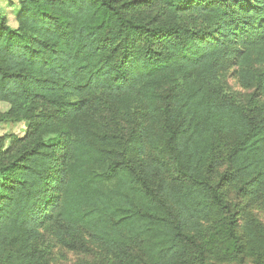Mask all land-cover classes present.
<instances>
[{"label": "trees", "instance_id": "obj_1", "mask_svg": "<svg viewBox=\"0 0 264 264\" xmlns=\"http://www.w3.org/2000/svg\"><path fill=\"white\" fill-rule=\"evenodd\" d=\"M0 15V264H264V0H21ZM233 73L248 94L227 81Z\"/></svg>", "mask_w": 264, "mask_h": 264}, {"label": "rangeland", "instance_id": "obj_2", "mask_svg": "<svg viewBox=\"0 0 264 264\" xmlns=\"http://www.w3.org/2000/svg\"><path fill=\"white\" fill-rule=\"evenodd\" d=\"M21 0H0V15L5 16L8 25L11 27H17V14L21 9ZM227 81L229 85L237 91L243 94H248L252 91L251 88L243 87L238 81L237 77L233 73L227 74ZM10 108V104L6 101H0V112H6ZM27 131V126L23 121H9L5 120L0 122V145L4 149H8L11 146L10 135L23 137ZM229 197L240 205H245L244 212L246 214H252L264 224V212L257 208L255 205L247 204L245 200L239 198L235 192L230 191ZM91 260L92 262L98 260L97 252H91V254L80 253L77 251L69 250L61 245H57L54 248L52 254L53 264H72L80 260Z\"/></svg>", "mask_w": 264, "mask_h": 264}]
</instances>
